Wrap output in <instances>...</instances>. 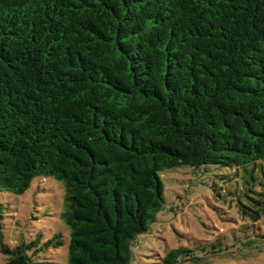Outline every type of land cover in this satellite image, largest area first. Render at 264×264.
<instances>
[{"label":"trees","instance_id":"1","mask_svg":"<svg viewBox=\"0 0 264 264\" xmlns=\"http://www.w3.org/2000/svg\"><path fill=\"white\" fill-rule=\"evenodd\" d=\"M263 161L264 0H0V191L63 182L69 264H132L179 166L244 169L258 222ZM63 243L0 235L2 264Z\"/></svg>","mask_w":264,"mask_h":264},{"label":"rangeland","instance_id":"2","mask_svg":"<svg viewBox=\"0 0 264 264\" xmlns=\"http://www.w3.org/2000/svg\"><path fill=\"white\" fill-rule=\"evenodd\" d=\"M160 174L165 204L151 231L141 236L132 264H153L180 246L193 248L196 257L182 256L180 264H264V216L254 222L243 217L237 207L248 175L244 169L179 166ZM256 174L255 187L264 190V161ZM64 192L63 182L53 176L35 178L23 194L0 191V235L4 242L14 246L38 235L46 242L61 234L63 245L51 246L41 258L49 264H69L71 234L63 218ZM203 244H210V248L204 249ZM7 259L0 252V264Z\"/></svg>","mask_w":264,"mask_h":264}]
</instances>
